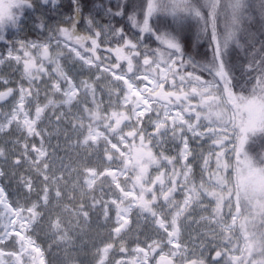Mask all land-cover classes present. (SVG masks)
I'll use <instances>...</instances> for the list:
<instances>
[{"label": "snow or ice", "instance_id": "obj_1", "mask_svg": "<svg viewBox=\"0 0 264 264\" xmlns=\"http://www.w3.org/2000/svg\"><path fill=\"white\" fill-rule=\"evenodd\" d=\"M38 6L0 0V67L19 73L0 75V158L23 170L0 168L17 184L11 194L0 183V264H49L46 253L67 249L90 214L112 220L92 264H264V41L252 31L258 23L264 36V0H120L105 11L128 31L69 0L66 26L42 20L45 39H8ZM192 22L211 47L206 61L185 52ZM232 48L248 57L239 76ZM67 60L95 72L80 79ZM142 222L152 231L143 241Z\"/></svg>", "mask_w": 264, "mask_h": 264}, {"label": "trees", "instance_id": "obj_2", "mask_svg": "<svg viewBox=\"0 0 264 264\" xmlns=\"http://www.w3.org/2000/svg\"><path fill=\"white\" fill-rule=\"evenodd\" d=\"M119 2L120 0H82V4L84 6L83 14L85 17L87 16L94 17L95 21L98 22L99 24L107 25L111 21V23L116 27H125V30L128 31L126 17H118V16L109 17L105 11L106 8H111L113 11H116ZM68 3L69 0H59V4L54 6L51 3V0H49V4L47 5L38 4L39 6L37 7L36 10L34 11L28 10L25 13V22L22 24V26L26 25L27 29L23 30L22 28V30L19 32H16L15 30L9 31L8 39L10 40L11 39H26V40L45 39L46 33H44L41 29L38 30L36 26H39L42 20L43 22L47 23L49 26H52L53 23H56V25L60 23L62 26H66L63 25V20L70 12L68 8ZM160 19L163 22H167L169 24L172 23L171 17H161ZM86 27H87L86 22L82 18L79 25L77 26L78 31H80L82 34H86L85 32ZM222 27L223 25L221 23V29ZM258 29H259L258 23L252 25V31L257 33L259 40L264 41V36L259 35ZM132 31L135 32L136 30L133 29ZM197 31L198 29L197 26L195 25V22H192L190 29L185 31L184 35L187 40L185 52L186 54L191 55L198 61H206L212 55L211 47L206 38L197 37ZM101 39L108 42L102 45V48H107L112 38L110 36H102ZM149 44L152 47L156 46L151 41H149ZM256 47L259 48V43L256 44ZM5 52H6L5 44L3 42H0V53H5ZM96 54L102 57L107 55V53L104 51H98ZM113 55L115 54L113 53ZM65 56H67V53H65ZM247 58L248 57L246 56L244 50L235 49V48L230 49L229 59L234 65V71L236 72L237 76L240 75L243 69V65L247 61ZM63 63L67 65L66 66L67 69L71 68L72 74L74 76H79L80 79H90V77L92 76V72H95V69H93L92 72H89L87 71L86 68H81V65L77 63L75 60H67L66 62L63 61ZM0 75H3L5 77L11 76L7 72H2V71L0 72ZM12 78H14L13 79L14 82L17 80V72L15 71L13 72ZM14 82L11 85L12 87H15ZM103 86L107 89L108 82L105 81ZM51 144L53 146L57 145L56 143L54 144V140H51ZM165 147L167 149L166 152L168 155L169 154L175 155V146L173 144L169 143ZM193 147H195V144H193ZM260 147H261L260 144L253 146V152H258L260 150ZM66 148H67L66 146L61 147V150L58 153L59 156L61 157L64 156V151ZM51 150L52 149L50 148L49 151ZM67 150L69 151L72 149H67ZM0 167L3 168L1 164ZM177 199L179 200L180 197L177 196ZM203 215H207V213H203ZM112 217L114 219V213L112 214ZM73 227H74V235H72V244L69 245L67 249L53 246L51 251L46 253V257L47 260L49 261V264H62L63 260L67 256H70L72 258L74 264H92L93 255L96 251V248L102 247L103 242L107 241L108 239L109 230L112 227V220L105 222L104 219L98 214H90V219L87 223L80 222L78 228L76 227V225H74ZM133 227L135 228V221L133 222ZM136 235L137 233L134 231L133 234H131L126 239L125 241L126 247L131 249L136 246L135 243ZM44 237H43L44 240H42V237H40L39 240L43 244L42 246L47 247L48 243ZM139 238L141 241L146 239L142 234H139ZM141 246H143V243H141ZM115 258L120 259V254H116Z\"/></svg>", "mask_w": 264, "mask_h": 264}, {"label": "rangeland", "instance_id": "obj_3", "mask_svg": "<svg viewBox=\"0 0 264 264\" xmlns=\"http://www.w3.org/2000/svg\"><path fill=\"white\" fill-rule=\"evenodd\" d=\"M38 4H39V0H38ZM56 25V23H53L52 24V27H54ZM22 28H23V30H26L27 29V27H26V25H23L22 26ZM36 28L39 30L40 28H39V26H36ZM46 36V35H45ZM62 63H63V61H62ZM64 66H65V69L66 70H68L67 69V65L66 64H64ZM7 72L8 74H10L11 76L10 77H8V78H10L11 80H13L14 78H12V74H13V69L12 68H9V67H7V66H4V67H0V72ZM19 73L17 72V80L19 79ZM15 77V76H14ZM47 127H49V128H51V125H47ZM150 130V129H149ZM4 139L6 140V139H8L7 137H4ZM52 140H54V144L56 143V144H60L61 146H66L65 144H64V140H63V138L61 137V138H59V139H57L56 138V135H54V138L52 139ZM168 145V144H167ZM67 147V146H66ZM205 147H207V146H205ZM72 150H69V152H71ZM165 154L166 155H168L167 154V152H165ZM59 155V154H58ZM0 164L3 166V169L5 170V172L6 173H11V172H13V171H20V172H22L23 170H14L13 168H12V157H11V155L10 154H8L7 155V159L5 160V159H3V158H0ZM1 168V167H0ZM233 179H235V176H233ZM0 183H2V184H5L6 186H7V188H8V190H9V192L11 193V194H15L16 192H17V184H16V180H15V178L14 177H12V176H9L8 178H6V179H0ZM197 226H192L191 228H188L186 231H185V238H187V235H188V232H192V234L193 235H195V228H196ZM188 231V232H187ZM201 231H207V230H204V228H202L201 229ZM139 234H142L145 238H147V236H150V235H152V231H151V228H150V226L148 225V224H146V223H144V222H142L141 223V225H140V229H139ZM40 237H42V240H44L43 239V234H41V236ZM46 240H47V237H44ZM38 243H41V241L38 239ZM47 243H49V241L47 240ZM42 244V243H41ZM43 245V244H42ZM118 254V253H117ZM112 257H110V259H111ZM115 259H117V258H115Z\"/></svg>", "mask_w": 264, "mask_h": 264}]
</instances>
